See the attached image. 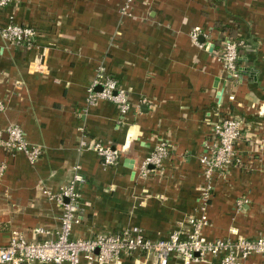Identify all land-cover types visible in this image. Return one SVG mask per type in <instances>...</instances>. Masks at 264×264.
Masks as SVG:
<instances>
[{
    "label": "crops",
    "instance_id": "obj_1",
    "mask_svg": "<svg viewBox=\"0 0 264 264\" xmlns=\"http://www.w3.org/2000/svg\"><path fill=\"white\" fill-rule=\"evenodd\" d=\"M13 0L0 9V134L19 125L30 144L42 149L31 164L0 146V244L13 232L41 240L60 227L56 196L76 164L82 212L73 239L139 227L157 241L201 217L205 184L201 156L222 117L245 119L235 163L216 174L206 209V240L264 236V0ZM13 20L33 28L34 44L13 47L2 28ZM202 30L198 48L191 37ZM227 41L240 44L239 78H230L217 56ZM99 71L114 78L129 97L131 110L102 101L88 104V89ZM101 88H96L99 91ZM233 97V99H231ZM83 136L111 143L119 164L103 166L90 150L79 151ZM165 142L170 155L160 169L140 178L137 167ZM129 160V161H128ZM239 200L247 204L238 207ZM52 237V236H50ZM218 258L206 262L216 264ZM121 264H157L142 253L122 256ZM169 264H183L172 256ZM248 264H264L253 256Z\"/></svg>",
    "mask_w": 264,
    "mask_h": 264
},
{
    "label": "built area",
    "instance_id": "obj_2",
    "mask_svg": "<svg viewBox=\"0 0 264 264\" xmlns=\"http://www.w3.org/2000/svg\"><path fill=\"white\" fill-rule=\"evenodd\" d=\"M13 0H0V9L7 8ZM134 0H125L122 15H130ZM35 30L16 24L13 20L2 28L3 40L15 47H29L34 44ZM202 30L193 29L191 37L194 44L203 49L207 46L201 41ZM240 44L227 41L217 58L230 78L238 79V48ZM100 87L99 91L96 88ZM89 106L108 101L119 106L122 116H126L131 105L127 91L118 82L99 71L93 84L88 89ZM233 99V97H231ZM6 109L0 100V113ZM245 119L236 116L220 118L214 123L211 140L206 143V151L200 158L205 184L202 189L201 217L191 216L187 228L173 232L168 238L152 241L144 235L139 227L126 228L117 233L98 234L89 239H73L72 229L77 223L81 206V186L86 182L80 164L72 168L70 181L61 188L56 196H51L61 207L60 227L55 234L43 228L34 230V235L41 240H27L19 232H13L5 244H0V264H121L122 256H134L142 253L156 258L157 264H169L172 256L181 259L183 264L206 262L208 257L218 258L216 264H248L253 256L264 259V236L256 239L239 238L206 240L203 230L208 226L207 207L211 200L216 174L224 176L226 170L235 163L242 162L236 157V144L244 134ZM7 138L2 139L0 146L9 155L22 153L31 164L42 157V149L30 144L26 133L19 125H12L6 130ZM80 152L93 151L103 166L113 167L119 164L121 152L111 143L100 140H89L83 136L78 144ZM170 155V148L161 142L155 151L140 162L136 173L140 178L148 177L153 170L160 169ZM6 165L0 166V179L3 178ZM247 204V200H239L238 207ZM52 236V237H50Z\"/></svg>",
    "mask_w": 264,
    "mask_h": 264
},
{
    "label": "trees",
    "instance_id": "obj_3",
    "mask_svg": "<svg viewBox=\"0 0 264 264\" xmlns=\"http://www.w3.org/2000/svg\"><path fill=\"white\" fill-rule=\"evenodd\" d=\"M238 52H239V48H238Z\"/></svg>",
    "mask_w": 264,
    "mask_h": 264
},
{
    "label": "water",
    "instance_id": "obj_4",
    "mask_svg": "<svg viewBox=\"0 0 264 264\" xmlns=\"http://www.w3.org/2000/svg\"><path fill=\"white\" fill-rule=\"evenodd\" d=\"M129 161V160H128Z\"/></svg>",
    "mask_w": 264,
    "mask_h": 264
}]
</instances>
